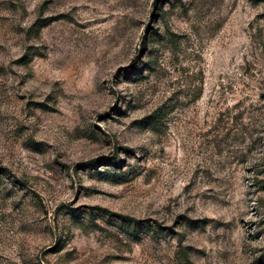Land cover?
I'll return each mask as SVG.
<instances>
[{
    "label": "rangeland",
    "instance_id": "1",
    "mask_svg": "<svg viewBox=\"0 0 264 264\" xmlns=\"http://www.w3.org/2000/svg\"><path fill=\"white\" fill-rule=\"evenodd\" d=\"M156 1L0 0V264H264V1Z\"/></svg>",
    "mask_w": 264,
    "mask_h": 264
},
{
    "label": "trees",
    "instance_id": "2",
    "mask_svg": "<svg viewBox=\"0 0 264 264\" xmlns=\"http://www.w3.org/2000/svg\"><path fill=\"white\" fill-rule=\"evenodd\" d=\"M251 1H254V2H256V1H260V0H256V1H255V0H251ZM261 1H264V0H261ZM157 2H158V0L156 1V3H157ZM110 215H111V214H110Z\"/></svg>",
    "mask_w": 264,
    "mask_h": 264
}]
</instances>
